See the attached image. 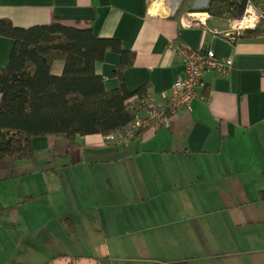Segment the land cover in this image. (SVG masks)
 <instances>
[{
  "label": "crops",
  "instance_id": "0c3cea01",
  "mask_svg": "<svg viewBox=\"0 0 264 264\" xmlns=\"http://www.w3.org/2000/svg\"><path fill=\"white\" fill-rule=\"evenodd\" d=\"M207 1L0 0V18L17 27L88 21L119 39L134 53L125 88L157 100L181 74L176 47L230 61L224 75L201 74L168 127L77 136L72 149L36 136L31 159L0 158V264H264V45L227 35L225 19L202 10ZM10 48L0 36V67ZM117 61L105 52L94 63L105 89L117 86Z\"/></svg>",
  "mask_w": 264,
  "mask_h": 264
},
{
  "label": "trees",
  "instance_id": "16d2710c",
  "mask_svg": "<svg viewBox=\"0 0 264 264\" xmlns=\"http://www.w3.org/2000/svg\"><path fill=\"white\" fill-rule=\"evenodd\" d=\"M246 1L261 10V17L240 36L259 37L264 45V0H208L202 10L216 18L238 17ZM0 36L11 39L7 62L0 67L1 159H31V139L36 136H59L68 149L78 145L77 136H107L131 120L125 101L146 93L144 86L128 91L122 82L133 51L117 38L98 36L88 21L53 18L46 24L17 27L0 18ZM105 52L118 55L112 70L117 86L112 89H105L93 70ZM53 62L62 65L58 75L51 73ZM257 200L264 203V188L258 190ZM61 264H76L75 258Z\"/></svg>",
  "mask_w": 264,
  "mask_h": 264
},
{
  "label": "built area",
  "instance_id": "2783aa9c",
  "mask_svg": "<svg viewBox=\"0 0 264 264\" xmlns=\"http://www.w3.org/2000/svg\"><path fill=\"white\" fill-rule=\"evenodd\" d=\"M189 17L190 25L204 26V18L201 16ZM260 17L261 11L250 1H246L240 16L223 18L228 26L226 34L238 36L245 29H253ZM176 51L182 70L173 80L169 91L161 93L158 100L147 93L129 97L125 101V109L131 115V120L107 135V139H130L143 130L155 131L160 126L168 127L171 115L178 109H188L190 101L198 95L196 87L204 71L224 75L230 67L229 59L216 57L211 50L176 47Z\"/></svg>",
  "mask_w": 264,
  "mask_h": 264
},
{
  "label": "rangeland",
  "instance_id": "374dc122",
  "mask_svg": "<svg viewBox=\"0 0 264 264\" xmlns=\"http://www.w3.org/2000/svg\"><path fill=\"white\" fill-rule=\"evenodd\" d=\"M258 9V8H257ZM261 11V10H260Z\"/></svg>",
  "mask_w": 264,
  "mask_h": 264
}]
</instances>
